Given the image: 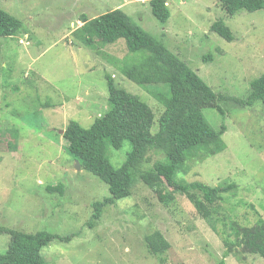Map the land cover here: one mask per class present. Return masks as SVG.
Here are the masks:
<instances>
[{
	"label": "rangeland",
	"instance_id": "obj_1",
	"mask_svg": "<svg viewBox=\"0 0 264 264\" xmlns=\"http://www.w3.org/2000/svg\"><path fill=\"white\" fill-rule=\"evenodd\" d=\"M168 4L171 17L163 23L150 0H0V7L23 22L18 34L0 38V228L75 234L44 246L48 264H220L222 259L224 264H264L260 254L241 253V260L225 256L222 236L188 197L174 193L163 178H152L154 163L164 159L155 150L137 167L132 195L106 206L101 221L90 225L92 203L109 196V186L78 169L63 131L71 119L89 128L106 113L110 74L153 108L156 132L164 107L152 92L165 88L145 87L125 76L123 58L130 55L126 62L133 63L139 53L129 54L124 38L103 48L83 43L74 33L83 25L82 14L94 17L121 7L217 94L244 98L250 82L264 73V9H241L231 17L220 0ZM219 18L233 30V41L211 31ZM220 104L225 116L214 108H205L204 115L215 129L226 125V149L190 160L176 179L212 186L237 183L224 194L222 213L253 225L257 215L251 204L264 217V107H243L231 98ZM131 150L126 141L121 149L109 147L107 155L118 168ZM60 183L64 192L48 191ZM169 193L174 198L166 203L160 194ZM157 229L171 243L162 254L151 253L145 243V236ZM10 238L0 232V252L8 249Z\"/></svg>",
	"mask_w": 264,
	"mask_h": 264
},
{
	"label": "trees",
	"instance_id": "obj_2",
	"mask_svg": "<svg viewBox=\"0 0 264 264\" xmlns=\"http://www.w3.org/2000/svg\"><path fill=\"white\" fill-rule=\"evenodd\" d=\"M150 4L157 19L163 23L168 22L171 17L168 0H150ZM220 4L231 17L241 9L251 12L264 9V0H220ZM80 21L83 25L77 27L74 33L83 43L88 46L99 43L103 48L124 38L129 54L139 53L133 63L126 62L130 55L123 58L125 76L145 87L155 85L165 88L152 92L164 107L159 114V128L156 132H153L156 118L153 108L139 94L118 86L110 74H106L109 92L106 113L97 117L89 128L71 119L63 131L68 151L73 158L80 162L82 168L109 186L110 195L92 203L90 225L94 227L101 221L106 206L132 195L136 182L134 174L138 175L137 167L146 160L150 151L155 150L164 154V159L154 163L150 170V174H154L152 178H163L174 193L188 197L213 230L222 236L226 257L234 254L241 260V253L260 254L264 257V217L259 210L251 204L257 215L253 225H243L222 213L224 194L234 191L237 183L212 186L200 180L188 182L176 179L190 160L198 156H214L227 147L223 138L227 131L226 125L215 129L205 118L204 109L214 108L225 116L226 110L220 104L225 98H231L243 107L252 108L257 104L264 107V73L250 82V91L246 97H227L215 93L187 61L121 7L94 17L84 13ZM22 27L23 22L19 18L0 7V38L12 37ZM210 29L228 41L235 39L233 30L223 18L216 20ZM3 66L0 56V73ZM167 92L170 96H166ZM126 141L132 144V150L124 163L115 168L107 155L108 148L121 149ZM47 188L49 192H64L61 183ZM169 194H160V197L167 203L174 198L172 193ZM220 222L224 224L221 229ZM1 231L10 233L11 238L8 249L0 252V264H48L42 254L44 246L54 239L70 240L75 235L61 237L47 231L29 233L5 228H0ZM145 243L154 254L165 253L171 247L159 229L146 235ZM220 264H224V259Z\"/></svg>",
	"mask_w": 264,
	"mask_h": 264
},
{
	"label": "water",
	"instance_id": "obj_3",
	"mask_svg": "<svg viewBox=\"0 0 264 264\" xmlns=\"http://www.w3.org/2000/svg\"><path fill=\"white\" fill-rule=\"evenodd\" d=\"M77 163H78V169H80L81 168L80 162L77 161Z\"/></svg>",
	"mask_w": 264,
	"mask_h": 264
},
{
	"label": "bare ground",
	"instance_id": "obj_4",
	"mask_svg": "<svg viewBox=\"0 0 264 264\" xmlns=\"http://www.w3.org/2000/svg\"><path fill=\"white\" fill-rule=\"evenodd\" d=\"M264 75V74H263ZM63 190V189H62Z\"/></svg>",
	"mask_w": 264,
	"mask_h": 264
}]
</instances>
